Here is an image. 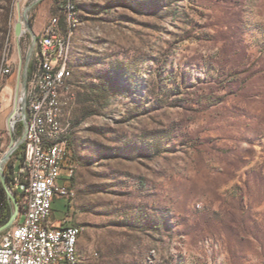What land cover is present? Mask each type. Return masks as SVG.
Segmentation results:
<instances>
[{
  "label": "rangeland",
  "instance_id": "374dc122",
  "mask_svg": "<svg viewBox=\"0 0 264 264\" xmlns=\"http://www.w3.org/2000/svg\"><path fill=\"white\" fill-rule=\"evenodd\" d=\"M75 3L61 122L76 197L54 213L72 203L81 264H264V0ZM61 5L0 0V160L22 141L26 65Z\"/></svg>",
  "mask_w": 264,
  "mask_h": 264
},
{
  "label": "built area",
  "instance_id": "2783aa9c",
  "mask_svg": "<svg viewBox=\"0 0 264 264\" xmlns=\"http://www.w3.org/2000/svg\"><path fill=\"white\" fill-rule=\"evenodd\" d=\"M62 10L59 18L50 19L49 31H43L38 40L45 42V66L43 68L44 82L41 86V99L38 103L40 121L38 132L30 139L29 149H20L17 157L12 161L7 170L10 178L9 186L11 190L17 191L18 203H24L25 213L23 218L17 220L13 226H17V233H10V229L5 231L0 240V264H36L39 261V251L43 241V232L51 233V254L53 264H69L68 259V237L70 232H78L81 225H63L40 228L38 225V196L40 190H50V206L56 199L65 198L72 201L76 194L70 184L61 182V177L65 169V164L69 160V135L67 127L61 122V117L57 114V108L53 107L55 78L58 75V49H63L66 38L67 27V6L69 0H61ZM34 55L28 84L25 92L24 112L22 122L25 126L26 99L29 95V83L34 75L35 62ZM10 69L5 68V74ZM4 74V75H5ZM66 90V88H65ZM66 101V99H65ZM62 143V150H58L57 166L55 167L54 188H47L42 184V174L46 167V150L49 145ZM75 167L71 163L68 168V176L71 178ZM14 192V191H13Z\"/></svg>",
  "mask_w": 264,
  "mask_h": 264
},
{
  "label": "bare ground",
  "instance_id": "6f19581e",
  "mask_svg": "<svg viewBox=\"0 0 264 264\" xmlns=\"http://www.w3.org/2000/svg\"><path fill=\"white\" fill-rule=\"evenodd\" d=\"M62 10V7L61 9ZM77 7L75 0H69V6H67V27L66 38L64 39L63 49H58L57 61H58V75L55 78L53 107L57 108V114L62 116L63 107L65 105V91L69 90V81L72 77V70L68 66V59L70 54V39L73 34L74 26L76 25ZM52 18H59V15H55ZM44 31H49V24ZM45 42L40 40L38 52L36 54L37 62L34 68V75L31 76L29 83V95L27 96L28 114L25 113V130L22 138L21 145L24 143V149H29L30 139L38 132V124L40 121V114L38 110V103L41 99V86L44 82L43 68L45 66ZM5 71V70H4ZM66 88V90H65ZM24 101V96L22 102ZM28 117V120H27ZM14 122L11 121V127ZM58 150H62V143H54L49 145L46 150V167L44 174H42V184L47 188H54L55 180V167L57 166ZM1 159L0 161H2ZM19 204V203H18ZM24 205V203H22ZM25 209V205H24ZM38 225L40 228H48L50 223V213H52V206H50V190H40L38 196ZM25 213V212H24ZM24 215V214H23ZM13 227V226H12ZM11 227V228H12ZM10 228V229H11ZM82 228L78 227V232H70L68 237V259L69 264H81L80 256L78 253V240L81 234ZM10 233H17V226H14ZM51 233L43 232V241L41 242V248L39 251V261L36 264H53V256L51 254Z\"/></svg>",
  "mask_w": 264,
  "mask_h": 264
},
{
  "label": "trees",
  "instance_id": "16d2710c",
  "mask_svg": "<svg viewBox=\"0 0 264 264\" xmlns=\"http://www.w3.org/2000/svg\"><path fill=\"white\" fill-rule=\"evenodd\" d=\"M62 7V5H61ZM60 7V9H61ZM31 68H32V64H30V68H29V72L28 75H30L31 72ZM112 77V75L109 73V75L107 76V79ZM108 84L106 82H98V83H94L91 85V94L88 95V100H90L91 103L95 104V103H101L104 100L106 93L108 91L107 88ZM24 132V123L21 121L19 126H18V130H17V134H23ZM70 146V143H69ZM22 147V146H21ZM20 147V148H21ZM7 181H10L9 176L7 175ZM14 193L16 194V198L17 200H19L17 191L15 189H13ZM10 204L11 201L8 198L7 195V190L4 187V185L2 183H0V226L5 223L9 217H10Z\"/></svg>",
  "mask_w": 264,
  "mask_h": 264
},
{
  "label": "water",
  "instance_id": "95a60500",
  "mask_svg": "<svg viewBox=\"0 0 264 264\" xmlns=\"http://www.w3.org/2000/svg\"><path fill=\"white\" fill-rule=\"evenodd\" d=\"M25 21L27 23V27L31 30V26L29 25L27 16H25ZM17 32H20V25L17 26ZM36 39L35 35H34V40ZM28 64L29 62H27L26 65V69H25V74H24V81H25V85H26V81H27V68H28ZM22 141H18L16 143H14V145L11 147V149L6 153V155L4 156L3 160L0 161V176H1V181L2 184L4 185V187L7 189L8 194L11 198V200L13 201V203L15 204L16 208L15 211L13 212V214L11 215V217L9 218V220L4 223L3 225L0 226V234L4 233L5 231L9 230L14 223L17 221L18 217H19V210H18V200L16 198L15 193L11 190L9 183L6 179L5 173H4V163L9 159V157L11 156V154L14 152L15 149H17V147L21 144Z\"/></svg>",
  "mask_w": 264,
  "mask_h": 264
},
{
  "label": "crops",
  "instance_id": "0c3cea01",
  "mask_svg": "<svg viewBox=\"0 0 264 264\" xmlns=\"http://www.w3.org/2000/svg\"><path fill=\"white\" fill-rule=\"evenodd\" d=\"M64 171H65V169H64ZM68 181H69V179L66 177L65 173L62 174L61 182L68 184ZM56 200L53 202V214H52V217L50 219V224L52 226L76 225V223L73 222V213H72L73 212V207H72V203H70L69 201H68V208L69 209L66 212L65 216L62 217V218L55 217L54 204H55Z\"/></svg>",
  "mask_w": 264,
  "mask_h": 264
}]
</instances>
